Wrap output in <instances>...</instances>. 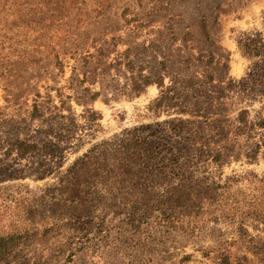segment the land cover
<instances>
[{"label":"rangeland","instance_id":"374dc122","mask_svg":"<svg viewBox=\"0 0 264 264\" xmlns=\"http://www.w3.org/2000/svg\"><path fill=\"white\" fill-rule=\"evenodd\" d=\"M263 32L264 0H0V264H264V75L237 43ZM174 118L180 202L145 171L54 192L94 145Z\"/></svg>","mask_w":264,"mask_h":264},{"label":"trees","instance_id":"16d2710c","mask_svg":"<svg viewBox=\"0 0 264 264\" xmlns=\"http://www.w3.org/2000/svg\"><path fill=\"white\" fill-rule=\"evenodd\" d=\"M96 12H98L97 15H101L105 10H98ZM237 43L244 55L253 59L255 63H259L258 67L263 72L262 75H264V32L253 35V37L244 35L237 40ZM43 47H49L48 52L54 53L56 56L61 53L68 54L71 49L70 46L67 47V45L62 44L57 47L56 45L47 43L43 44ZM99 52L103 53L102 49ZM58 62L61 65L62 62ZM153 82L157 83L159 87L163 86L161 78L159 79V77L141 75L138 80L137 76L132 75L130 78L129 93L138 95L146 86ZM262 87L264 89L263 83ZM262 94L264 95V91ZM96 96L97 94H94L91 98H95ZM166 101L170 103V99L161 90V96L157 98L156 102L161 104ZM259 124L264 127V117L260 119ZM184 127L185 125L182 119L174 118L168 121L134 127L124 132L114 141L96 144L75 159L67 170V176L59 179L54 188V192L67 189V194L70 198L78 197L79 199L81 198V201H84L82 199H85L89 195L82 193L83 190L76 189L80 182L81 172L88 173L84 176L89 174L93 175L92 178L95 180L98 179L100 173H109L110 176L107 177L116 183L121 179V174L125 173V171H145V173L151 174L152 176L157 174V178L160 176H163L161 177L163 179L168 178V185H166L165 189L159 187L154 189L152 187L153 185H147L148 190L146 192L148 196H157L163 198L168 204H176L187 196L185 192L186 187L172 181L169 177L173 176L174 171L180 172L182 168V164L179 162L175 153L176 147L173 143L175 144V140L181 136ZM14 148L18 155L22 157L33 146L17 141L14 144ZM50 152H52V149L47 147V153ZM80 204L84 205L82 202ZM10 240H12V237L8 238V241ZM4 253V249L0 247V256Z\"/></svg>","mask_w":264,"mask_h":264}]
</instances>
